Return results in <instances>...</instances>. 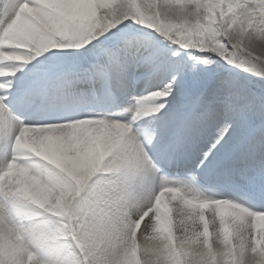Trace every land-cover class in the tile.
<instances>
[{"label":"snow or ice","instance_id":"6c2138e0","mask_svg":"<svg viewBox=\"0 0 264 264\" xmlns=\"http://www.w3.org/2000/svg\"><path fill=\"white\" fill-rule=\"evenodd\" d=\"M0 264H264V0H0Z\"/></svg>","mask_w":264,"mask_h":264}]
</instances>
